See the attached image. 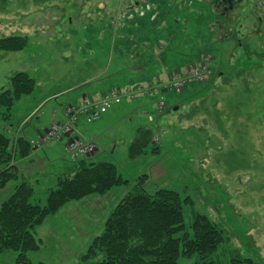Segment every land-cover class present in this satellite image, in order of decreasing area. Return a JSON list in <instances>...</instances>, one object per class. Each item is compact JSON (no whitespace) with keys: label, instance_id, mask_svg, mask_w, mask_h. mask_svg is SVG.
I'll return each mask as SVG.
<instances>
[{"label":"rangeland","instance_id":"374dc122","mask_svg":"<svg viewBox=\"0 0 264 264\" xmlns=\"http://www.w3.org/2000/svg\"><path fill=\"white\" fill-rule=\"evenodd\" d=\"M230 1L232 9L228 18L219 17V29L214 11L219 13L221 0H0V39L27 40L21 52H0V92L17 72L35 82L33 93L16 102L10 114L0 109V132L6 135L12 128L15 136L22 120L26 130H44L62 119L67 96L31 113L44 96L76 86V93L93 85L126 86L134 74L129 61L119 60V51L128 55L143 39L152 44L157 61L148 80L153 86L156 78L170 79L180 69L203 65L207 73L204 81L185 84L179 93L168 88L167 95H150L143 107L122 100L99 122L83 126L89 138L92 128L109 130L96 139L93 153L77 158L113 164L131 184L109 191L101 207L95 203L99 196H90L49 216L36 231L40 249L26 254L31 264H80L113 206L141 176L146 191L171 190L187 199L186 232L198 215L222 232L224 241L213 254L178 264H264V0ZM160 101L164 108L158 114ZM138 128L150 130L152 142L143 156L129 160ZM37 141L32 145L36 155L17 164L20 177L34 188L30 203L44 205L47 190L62 177L59 169L70 158L59 140L43 146ZM19 182L0 190V204ZM81 219L89 229L78 233L75 220ZM16 256L0 253V264H17ZM98 261L101 256L93 260Z\"/></svg>","mask_w":264,"mask_h":264},{"label":"trees","instance_id":"16d2710c","mask_svg":"<svg viewBox=\"0 0 264 264\" xmlns=\"http://www.w3.org/2000/svg\"><path fill=\"white\" fill-rule=\"evenodd\" d=\"M26 45L24 37L3 38L0 52L18 53ZM34 89L35 82L27 73L13 74L8 89L0 92V109L3 108L7 116L14 104L32 94ZM17 135L0 132V190L9 182L20 180L12 194L0 204V253L13 251L17 253V264H31L26 254L40 249L36 231L49 216L71 202L90 196L102 197L114 188L128 187L131 183L117 173L113 164L73 159L67 154L70 161L76 162L47 190L44 205L32 204L34 188L20 177L17 164L29 156L32 144ZM151 142L150 130L137 129L128 147L129 160L143 156ZM151 151L155 153L157 148ZM145 181V176L139 177L116 204L102 232L80 256V264H178L179 259H190L194 255L203 260L223 243L222 232L203 215L196 216L191 232H186L183 204L187 199L182 200L171 190L148 192L143 187ZM98 256L101 261L93 262Z\"/></svg>","mask_w":264,"mask_h":264},{"label":"crops","instance_id":"0c3cea01","mask_svg":"<svg viewBox=\"0 0 264 264\" xmlns=\"http://www.w3.org/2000/svg\"><path fill=\"white\" fill-rule=\"evenodd\" d=\"M144 41L145 40L143 39L142 43L136 44V46H133L131 48V50H130L128 55H125L123 53V51H119V53H120V55H119L120 59L119 60H122V62L123 61H129L131 64L127 68H129V69L131 68L132 74H134V76H132V77H130V76L127 77L128 80H127L126 83H128V84H124L126 86H122V87L121 86H116L115 88H113V87H103V86L93 85L94 87H89L88 90H85L82 93H76L77 92L76 90L78 88L76 86V87L68 88V89H65V90L62 89V90L57 91L55 93L49 94L47 96H44L43 98L39 99L34 106L31 107V109H32L31 113L36 111L38 109V107H40L42 104H44L45 102H47L49 100H52V99L56 100V99L60 98L61 96H67L68 97L67 98V105L62 108V111L59 114V116H61L62 119L60 121L56 122V123L52 122L51 124L46 126L44 128V130H42L40 127L31 128L30 130L29 129L26 130V129H24L23 126L27 123V121H25V120L23 121L22 120L18 124L17 130L15 131L16 133L19 134V135H17V137L24 138L27 141H29L30 143H33V142L35 143V141L38 139L37 143H39L40 142V138L43 137L47 133V131L49 130V128L51 126H55V125L61 124L64 121H66V119H67V117H66V109L68 107L79 108V107H81V105L83 104V102L85 100L98 102L103 97H105L113 89H118L119 91L123 92V91H125L127 89H133V88L138 87V86H143V85H146V84H150L149 81L152 80L151 75L155 74V69L157 67L155 63H157V61L154 59V55H153V51L154 50H153V47H151L152 44L150 45L147 42V40L145 42ZM179 71L181 72L182 70L180 69ZM182 72H184V71H182ZM133 78H136V82H131L132 81L131 79H133ZM163 78L166 79V75H165V77H162V78H156L157 79L156 82L163 81L164 80ZM90 81L91 80L85 81V84L82 83V85L86 86V85L90 84ZM165 94L167 95L166 92H165ZM165 94H162V95H165ZM149 96H150L149 94L142 95V96H135L132 100H129V101H132V102L135 101V102H137L139 107H143V106L148 105V102L150 100ZM115 108H117V107L115 106L111 110H115ZM110 111H108V112H110ZM28 113H29V111H28ZM31 113L29 115H31ZM52 113H53L52 117L55 118L56 110L54 109ZM97 122H99V121H97ZM109 122L110 121H104V123H102V124H107ZM86 124H89V123H87L85 121L84 116L83 115H79L77 117L76 123H75V125L73 127V132L71 134V137H64L59 142L64 144V145H67L68 141L71 138L76 137V138H80L83 141L95 143L96 139H99L102 136L103 133H105L107 130H109V128L103 129V130H101L99 127L92 128V129H90V133L91 134L89 133L91 138H89V137H87V132H83V126H85ZM90 124H92V123H90ZM10 129H12V128H9L7 131L9 132ZM13 130H11V131H13ZM99 133H101V134H99ZM39 135H41V136L39 137ZM84 139H86V140H84ZM53 142L54 141H52L49 144L53 145L54 144ZM36 153H37L36 148H32L31 151H30L29 156L27 158H25V159L20 160L19 162H22V161L24 162L25 160H29V158L31 159L34 155H36ZM74 162H76V161H74ZM74 162L70 161V160H68L67 163L63 162L62 164H66L68 167L67 166L66 167L61 166L59 171L62 174L66 173L67 171L70 170V168L72 167V164ZM102 197H99V198L95 199V203L99 207L102 206V201L101 200L104 199ZM116 204L113 207H115ZM82 220L84 221V224H81ZM75 222H76L75 231H77L78 233L82 232L83 230L89 229V222L88 221H85L84 219H81V220H75Z\"/></svg>","mask_w":264,"mask_h":264},{"label":"built area","instance_id":"2783aa9c","mask_svg":"<svg viewBox=\"0 0 264 264\" xmlns=\"http://www.w3.org/2000/svg\"><path fill=\"white\" fill-rule=\"evenodd\" d=\"M170 78V77H169ZM207 78L206 67L200 66L196 68H189L184 74L173 73L170 79H167L166 83H156L153 85H147L145 87H135L133 89H127L124 92L118 89L111 90L105 97L99 102L84 101L79 108L69 107L66 110L67 121L55 125L47 134L41 139V143L50 142L52 140H58L63 135L69 134L73 125L79 115H83L87 123H93L99 121L101 117L111 110L114 106L119 105L124 99H133L136 95H144L146 93H156L161 88H168L176 91L177 93L184 87V85L202 82ZM169 91V90H168ZM164 103L160 101L157 104V113L163 111ZM149 121L152 118L149 117ZM96 150V146L92 142H84L79 139H71L66 145V153L75 158L77 155H88ZM73 158V159H74Z\"/></svg>","mask_w":264,"mask_h":264},{"label":"flooded vegetation","instance_id":"af4514ba","mask_svg":"<svg viewBox=\"0 0 264 264\" xmlns=\"http://www.w3.org/2000/svg\"><path fill=\"white\" fill-rule=\"evenodd\" d=\"M221 2H220L221 6H219V3H216V7L218 6L220 8L219 13H218V10L216 9V7H215L216 10L214 11L215 12V18H216V20L214 22L216 25L220 26L219 29L222 28L221 27L222 21L219 19V17H222L224 19L228 18L229 12L227 11V9H230V7L232 9V5H233L232 4L233 1H230V0H221Z\"/></svg>","mask_w":264,"mask_h":264}]
</instances>
